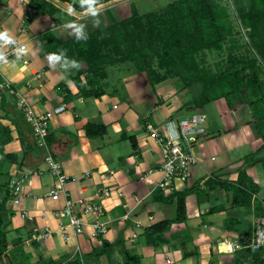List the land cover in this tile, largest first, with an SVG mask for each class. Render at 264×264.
I'll return each mask as SVG.
<instances>
[{"label":"crops","instance_id":"0c3cea01","mask_svg":"<svg viewBox=\"0 0 264 264\" xmlns=\"http://www.w3.org/2000/svg\"><path fill=\"white\" fill-rule=\"evenodd\" d=\"M30 1L0 0L2 30L27 47L19 59L12 57L0 66V82H9L17 93L31 98L36 115L65 107L52 117L49 145L68 180L59 187L45 164V151L17 106V96L0 89V221L4 232L0 264H73L78 259L79 264H236L244 250L237 247L239 214L251 213L252 229L263 217L255 202L264 200V148L248 123L249 113L231 112L224 102H216L225 132L220 144L223 159L215 167L201 162L192 169L189 182L178 181L173 186L176 192L194 189L186 198L187 220L177 222L176 201H166L173 191L158 188L163 178L161 152L145 126L151 123L164 128L167 122L185 119V113L193 115L203 108L184 110L181 102L169 99L166 91L160 92L161 87L149 92V79L129 71L127 63L105 66L102 76L80 75L79 66H66L63 56L48 61L50 53L63 51L69 61L78 63L74 44H67L77 36L65 24H83L86 36L108 28L122 15L113 4L118 0L97 3L101 10L96 17L86 14L79 0H46L59 9L53 14L35 11ZM68 5L73 7L72 15L66 12ZM46 37L54 40L50 46H46L48 40L42 44ZM159 93H164L161 101ZM89 123L105 126L106 135L88 138L85 126ZM126 132L134 133L137 142L131 154H123L119 147L127 150ZM256 152L254 159L248 157ZM196 154L201 160L197 149ZM241 176L245 186L255 189L251 207L238 206L234 190L221 187L223 183L239 186ZM13 180L19 188L17 204ZM57 188L58 195L50 196ZM155 192L163 196L161 201L156 200ZM68 199L76 204L84 233L69 241L58 234L40 239L45 227L58 231L61 224H68L67 218L57 214ZM80 201L99 205L102 215L83 213ZM97 220L105 223L108 231L93 237L92 223ZM163 222L169 223L163 231L151 230ZM225 241L232 251L220 250ZM128 256L138 259L129 261Z\"/></svg>","mask_w":264,"mask_h":264},{"label":"trees","instance_id":"16d2710c","mask_svg":"<svg viewBox=\"0 0 264 264\" xmlns=\"http://www.w3.org/2000/svg\"><path fill=\"white\" fill-rule=\"evenodd\" d=\"M29 5L41 14L59 11L46 0H31ZM242 8L239 11L241 24L249 31L251 46L257 58L245 60L229 55L227 61L218 63L216 68L205 65L204 54L224 51L225 42L233 48L235 40L227 7L217 5L213 0L175 1L168 6L162 17L155 14L145 16L148 19L146 24V19L134 8L129 19L92 32L86 40H70L67 44H74L76 48L80 75L89 72L105 76V66L131 62L138 71L148 75L150 83L163 82L168 76L161 77L151 68L150 58L160 57L161 67L166 68L170 76L179 78L184 88L201 86L200 94L184 104L188 111H196L216 102H224L231 112L245 113L247 110L251 117L248 123L252 125L256 137L263 141L264 148V79L258 64V59L264 62V0H249L247 10ZM47 40L46 46L54 42L46 37L42 44ZM73 53L74 50L70 55ZM83 62L87 63V70L81 68ZM85 132L88 138H100L106 135L107 128L89 123L85 126ZM131 142L133 148L137 149L135 137L131 138ZM256 155L257 152L248 157L254 159ZM241 177L239 186L223 183L221 187L226 191L234 190L238 206L251 207L255 189L253 186L250 189L245 186L244 177ZM193 191V188L183 192L173 191L166 200L176 201V221L179 223L187 220L186 198ZM158 193L163 194L161 190ZM156 194V200L161 201L163 196ZM255 208L259 215L264 216V200L257 199ZM168 225V222H163L151 230L159 233ZM1 226L0 221V237H3ZM251 238L252 230L240 232V245L244 253L240 252L237 256L236 264H242L244 260L251 261V264H264V247L251 246ZM128 259L133 261L138 256H128ZM79 261L73 264H79Z\"/></svg>","mask_w":264,"mask_h":264},{"label":"built area","instance_id":"2783aa9c","mask_svg":"<svg viewBox=\"0 0 264 264\" xmlns=\"http://www.w3.org/2000/svg\"><path fill=\"white\" fill-rule=\"evenodd\" d=\"M0 31H3L0 26ZM16 40V39H15ZM15 45H4V53L6 61L12 57L17 58L16 48L25 44L16 40ZM27 48V47H26ZM22 54L20 55V57ZM5 61H0V66L5 65ZM0 89L9 91L17 96V106L23 111L27 122L31 125L37 144L45 151V164L50 172L56 177L59 187H63L68 180L63 173L62 164L53 156L48 139L50 137V126L52 117L64 111L65 107L60 106L53 111L43 115H36L32 109V99L23 94L17 93L13 86L7 81L0 82ZM207 116L203 112L195 113L189 119L171 120L167 122L164 128H157L151 123H147L145 128L156 145L160 149L161 154V169L163 174L162 180L158 184V188L163 192L175 190L178 181L187 183L192 176V169L200 164V160L196 154V145L201 137L206 134ZM174 186V187H173ZM12 192L15 203H19L18 194L19 188L16 181H12ZM59 188L52 189L50 196L55 197L59 193ZM105 195H109V191H105ZM75 203L72 200H67L66 206L62 212L57 213L68 219V224H61L58 231L52 230L50 227H45L44 231L39 236L40 239H47L53 234H58L65 241H69L73 236H80L84 233V222L75 209ZM83 213L93 216L102 215V208L99 205L89 201H80ZM94 228L93 237H99L107 233V225L99 220L92 223ZM251 246L264 247V216L261 217L253 228V234L250 242ZM243 248L241 245L237 246ZM224 252V251H222ZM227 252V251H226Z\"/></svg>","mask_w":264,"mask_h":264},{"label":"rangeland","instance_id":"374dc122","mask_svg":"<svg viewBox=\"0 0 264 264\" xmlns=\"http://www.w3.org/2000/svg\"><path fill=\"white\" fill-rule=\"evenodd\" d=\"M101 1L102 0H97V3ZM175 1L178 0H118L116 1V3L113 4H115L114 7L117 5L116 6L117 9L122 13L121 16L118 15V19L120 22L129 19L132 16V11L134 8L137 9L139 15L143 16V18L149 15L152 16V14L162 17L165 14L168 6ZM213 2L219 6L227 7L229 11L230 21L233 26V36H234L233 38L235 40V47L231 48V45L228 42H225L224 51L206 52L203 56L205 60L204 61L205 65L210 66L212 68H216L218 63H225L229 55H232L237 58L242 57L245 60L256 59L257 54L251 46L249 33H248L249 31L241 24L240 12H239L241 7H243L242 9H245V11L247 10L249 6V0H213ZM147 21L148 19H146L144 23L146 24ZM150 59L152 65L151 68L154 69L156 73L159 74V76L161 77L168 76V77L167 80L163 82L155 81L154 83H150V85H148L149 92L150 90L151 92H154V90L156 91L158 87H161L160 92L166 91L165 94L166 93L169 94L167 95L169 99H175V102H181V105H183L182 107L185 108L184 110H188L186 108V105L184 104L190 102L191 98L193 99L198 94H200L201 86L194 85L188 88L186 87L184 88L182 81L179 78L170 76L167 73V69L161 67L160 57H152ZM127 64L129 66V71L131 70L132 73L142 76L143 79L145 78L149 79L148 75L145 72L138 71L133 63L130 62ZM258 64L260 65L262 70L261 77L262 79H264V62H261L260 59H258ZM110 72H111V68H110ZM162 94L164 93H159L160 97L157 96L159 101L162 100ZM199 112H203L207 116L206 134L199 139L196 145L198 154H200L202 157L200 160V164L201 162L204 163L205 161V164L208 167H215L218 166V164H220L221 160L223 159L222 147L220 144H222L225 140L223 136L225 132H224V126L222 122L220 109L216 103H211L208 104L205 108H203ZM244 112H247V110ZM185 114H186L185 117H183L185 119H189L193 116L191 112ZM126 135L128 137V140L125 142V146L127 147V150H125L124 146L122 145H120L119 147H121L120 150H124L123 154H131L133 153L131 138L135 137V135L134 133L131 132H126ZM213 157L214 160H212ZM247 186H249V189L250 187H252V185L249 184H247ZM239 218H240V223L238 224V227H240L239 232H250L252 230V234H253V229H252L253 218L251 213L250 212L246 214L241 213L239 214ZM241 251L243 252L244 250ZM242 262H243L242 264H251V261L249 260L248 261L244 260Z\"/></svg>","mask_w":264,"mask_h":264},{"label":"clouds","instance_id":"9594fccd","mask_svg":"<svg viewBox=\"0 0 264 264\" xmlns=\"http://www.w3.org/2000/svg\"><path fill=\"white\" fill-rule=\"evenodd\" d=\"M80 2V7L81 9H83V11L92 16V17H96L99 13V8L97 7V0H79ZM84 5H87V7L85 8ZM66 12L68 15H72L73 14V7L72 5H68ZM96 23H98V21H96ZM66 27L73 29V31L76 33L77 36V40H81L87 39V36L84 35V25L83 24H77L75 21H70L67 24H65ZM17 43V41L13 38L12 35L9 34L8 31H0V48H2L4 45H15ZM16 53H17V59L20 58L21 54H26L27 52V48L23 45H21L20 47L15 49ZM62 56L64 57V62L65 65L67 66L68 63H71L73 67H78L79 64L75 61V60H71L69 61L67 59V57L65 56L64 52L61 51L59 54L57 53H50L47 56L48 61L51 62H55V61H59L61 60ZM0 61H6V57H5V53L0 51ZM220 250L224 251H232V245L230 243H228L227 241H225L223 244H221L220 246Z\"/></svg>","mask_w":264,"mask_h":264},{"label":"water","instance_id":"95a60500","mask_svg":"<svg viewBox=\"0 0 264 264\" xmlns=\"http://www.w3.org/2000/svg\"><path fill=\"white\" fill-rule=\"evenodd\" d=\"M82 67H83L84 69H88V66H87L86 62L83 63ZM209 184H210V181L206 182V183H205V186H208Z\"/></svg>","mask_w":264,"mask_h":264}]
</instances>
